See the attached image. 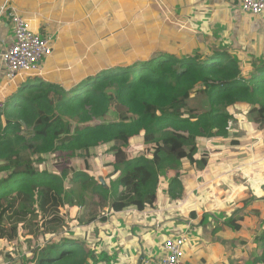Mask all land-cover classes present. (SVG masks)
Returning <instances> with one entry per match:
<instances>
[{
    "label": "trees",
    "instance_id": "trees-1",
    "mask_svg": "<svg viewBox=\"0 0 264 264\" xmlns=\"http://www.w3.org/2000/svg\"><path fill=\"white\" fill-rule=\"evenodd\" d=\"M119 29L102 33L94 64L61 83L27 77L0 106V245L25 242L31 258L19 264H93L97 219L153 206L161 170L193 162L198 140L227 138L247 108L264 130V57L239 38L168 31L157 47L133 46ZM194 91L207 96L206 109L186 107ZM134 140L143 153L131 157L124 148ZM113 151L102 182L89 161ZM197 162L206 164L204 154ZM71 206L82 210L78 227L61 210ZM11 251L2 257L17 264Z\"/></svg>",
    "mask_w": 264,
    "mask_h": 264
},
{
    "label": "crops",
    "instance_id": "crops-1",
    "mask_svg": "<svg viewBox=\"0 0 264 264\" xmlns=\"http://www.w3.org/2000/svg\"><path fill=\"white\" fill-rule=\"evenodd\" d=\"M3 5L8 9L0 16V102L17 81L6 85L1 61L13 39L9 8L49 39L51 54L41 61L40 76L60 83L96 57L102 33L113 35L119 27L133 46L157 47L168 31L203 40L209 32L219 40L239 38L242 50L264 57V12H242L239 0H0ZM229 125L227 138L198 140L193 162L161 170L153 206L106 217L109 230L96 235L93 264H142L143 257L163 254L164 239L183 232L182 264H264V130H257L249 114ZM135 146L143 147L130 141L125 153L138 156ZM114 152L105 157L106 180ZM201 154L203 167L197 162Z\"/></svg>",
    "mask_w": 264,
    "mask_h": 264
},
{
    "label": "built area",
    "instance_id": "built-area-1",
    "mask_svg": "<svg viewBox=\"0 0 264 264\" xmlns=\"http://www.w3.org/2000/svg\"><path fill=\"white\" fill-rule=\"evenodd\" d=\"M242 12L261 15L264 12V0H239ZM6 6H0V16L7 11ZM9 16L13 24V39L1 54L4 65L5 83H14L23 77L40 74L41 61L51 54L49 39L31 30L29 22L15 9ZM3 102H0V106ZM187 233L173 235L164 239L163 254L159 257H143L142 264H182L184 244Z\"/></svg>",
    "mask_w": 264,
    "mask_h": 264
},
{
    "label": "rangeland",
    "instance_id": "rangeland-1",
    "mask_svg": "<svg viewBox=\"0 0 264 264\" xmlns=\"http://www.w3.org/2000/svg\"><path fill=\"white\" fill-rule=\"evenodd\" d=\"M203 40V39H202ZM203 41H206V39H204ZM91 64H94L92 63L91 61H89L88 63H86V65H91ZM93 69H95V65H93ZM40 76V74H39ZM27 78L26 77H23V78H20L18 79L13 87H17V85L22 82L23 80H25ZM10 88H8L7 92L2 95V98L4 99L5 101V98H6V94L9 92ZM3 100L1 102H4ZM187 106L186 107H198L200 109H206L208 107V102H207V96L198 92V91H194L192 92V94L190 95V97L187 99V102H186ZM110 106L116 111V112H122L124 109L115 101H112L110 103ZM248 108L246 109V111L244 112V114H247V111ZM244 118H242L241 120H243ZM230 124H232V121L230 122ZM202 148V146H200ZM143 148V147H142ZM134 149L136 150V155H140L143 153L142 149L140 147H137L135 146ZM139 150V153L137 154V151ZM203 150V149H202ZM204 151H206L204 149ZM145 153V152H144ZM109 154L103 156V157H100L99 155L98 156H94V157H91L89 163H90V167H89V170H93V173L96 174V176H100V178H102L103 180H105V175L107 174L108 170L110 169L109 166H107V164L105 163L106 161H108L107 159H105L106 156H108ZM207 155V154H205ZM225 158V156L223 158H218L219 161H223V159ZM70 159L69 160V163L66 164H62V166H67V175L68 177L71 176V174L73 173V171L68 167V165H71L72 167L75 166V161ZM52 162H54L53 160H51ZM188 161V160H187ZM186 162V160L184 161ZM189 162V161H188ZM61 167H57V169H60ZM105 178V179H104ZM77 206H71V210H72V213L70 214L68 211H67V208L66 207H63L61 208L62 212H64L66 214V221L68 222L67 226H73V225H76L78 227L79 223L78 221H80V223H82L84 221V217L83 215L81 214L82 210L80 208H76ZM77 212V213H76ZM74 219H76L75 221H73ZM103 220H100V219H97L95 221V225L93 226V228H96L97 231L96 232H104V228H106V231L109 230L108 226L105 225L104 222H101ZM69 229V228H68ZM12 250V254L14 255V262H17V264H19L21 262V259L22 257H25L26 259H28L30 261V258H31V254L28 253V249L26 248V243L25 242H22L20 240H15L12 243H2L0 245V258L3 260V262L5 264H7V261L10 262L9 260L7 259H3L2 256H4L6 254V251H10ZM27 261L25 263L22 262V264H30V262ZM19 262V263H18Z\"/></svg>",
    "mask_w": 264,
    "mask_h": 264
},
{
    "label": "water",
    "instance_id": "water-1",
    "mask_svg": "<svg viewBox=\"0 0 264 264\" xmlns=\"http://www.w3.org/2000/svg\"><path fill=\"white\" fill-rule=\"evenodd\" d=\"M100 180L103 182V179L102 178H100Z\"/></svg>",
    "mask_w": 264,
    "mask_h": 264
}]
</instances>
